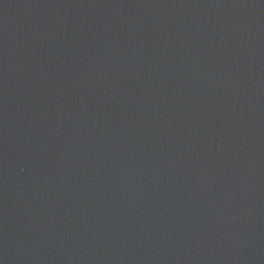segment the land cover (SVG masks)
I'll return each mask as SVG.
<instances>
[{"label":"water","instance_id":"95a60500","mask_svg":"<svg viewBox=\"0 0 264 264\" xmlns=\"http://www.w3.org/2000/svg\"><path fill=\"white\" fill-rule=\"evenodd\" d=\"M0 264H264V0H0Z\"/></svg>","mask_w":264,"mask_h":264}]
</instances>
